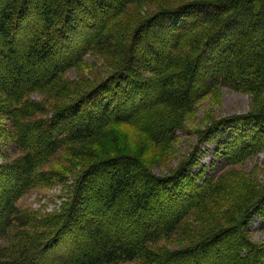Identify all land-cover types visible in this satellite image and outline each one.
Segmentation results:
<instances>
[{
    "label": "trees",
    "instance_id": "16d2710c",
    "mask_svg": "<svg viewBox=\"0 0 264 264\" xmlns=\"http://www.w3.org/2000/svg\"><path fill=\"white\" fill-rule=\"evenodd\" d=\"M143 1L153 0H0V92L8 99L50 84L89 51L110 68L37 126L22 120L28 104L14 108L8 135L26 151L0 163V264H40L59 244L47 264H264V239L246 235L253 216L264 230V188L215 233L166 251L151 245L221 190V174L193 162L198 151L211 152L209 166L221 170L264 149V0H171L134 30L115 19ZM216 86L263 99L253 112L213 123L179 168L158 175L132 155L99 160L75 181L62 214L40 221L17 207L42 179L35 172L42 151L55 149L65 132L92 138L157 105L189 111ZM150 116L141 126L147 138L173 141L175 129Z\"/></svg>",
    "mask_w": 264,
    "mask_h": 264
},
{
    "label": "rangeland",
    "instance_id": "374dc122",
    "mask_svg": "<svg viewBox=\"0 0 264 264\" xmlns=\"http://www.w3.org/2000/svg\"><path fill=\"white\" fill-rule=\"evenodd\" d=\"M169 1L171 0L128 3L115 19L120 25L129 26L134 30L139 22L151 15L159 5ZM134 52L135 58L140 56L141 60L144 59L143 50L136 47ZM109 69L104 58L89 51L81 63L66 70L50 84L27 92L18 102L8 99L0 92V163L12 162L26 151L16 147L8 135V131L14 127L13 114L16 111L14 108L28 104V114L22 117V120L37 126L36 123L39 121L40 124L44 123L53 112L63 108L78 95L87 93L93 82L105 76ZM141 71L151 75L144 70ZM262 99L263 96L260 95L233 90L228 86H216L196 100L189 111H172L157 105L146 112L165 122L166 127L175 129L172 132H175L176 137L168 143L156 144L147 138L141 128L146 119V112H142L129 123H109L106 129L92 138L66 139L69 132H65L55 149L42 151V158L35 169L42 179L24 191L17 198L16 205L22 211L33 213L40 221L54 214H62L67 207L72 186L82 173L96 161L109 160L116 156L132 155L148 166L151 172L158 175L168 174L179 168L186 160H192L193 150L199 147L200 141L204 139L203 133L213 123L253 112ZM64 110L65 115L67 111ZM169 133L171 132L167 134ZM112 136L113 138H110ZM212 159L211 152L198 151L193 162L200 160V163L208 165L209 173L221 174L218 178L221 190L216 193V198L214 196L211 198L215 201L209 199L205 201L203 208H194V215L186 216L179 230L168 236L159 237L151 243L154 249L160 248L162 251L176 249L202 234L215 233L220 227L230 224L235 206L243 211L264 188V149L237 163L226 164L221 170L217 164L215 167L209 166ZM252 186L253 191L249 193ZM41 228L45 227L40 226ZM182 228L185 230H181ZM246 235L257 243L264 239V230L259 229L255 216L250 220ZM59 245L49 250V255L45 254L48 257L41 258L40 264H47V261L52 259L51 256L63 250V246ZM138 262L134 260L129 264Z\"/></svg>",
    "mask_w": 264,
    "mask_h": 264
}]
</instances>
